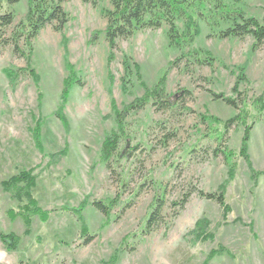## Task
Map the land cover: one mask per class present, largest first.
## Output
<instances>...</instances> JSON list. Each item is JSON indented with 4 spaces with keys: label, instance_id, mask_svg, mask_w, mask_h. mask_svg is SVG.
<instances>
[{
    "label": "rangeland",
    "instance_id": "obj_1",
    "mask_svg": "<svg viewBox=\"0 0 264 264\" xmlns=\"http://www.w3.org/2000/svg\"><path fill=\"white\" fill-rule=\"evenodd\" d=\"M28 1L9 7L13 25L24 20ZM213 2L205 13L217 19ZM222 2L259 22L264 17V0ZM109 7V0H67L63 8L69 21L61 32L51 26L40 31L29 64L10 45H0V233L19 239L14 249L0 240V264H264V107L256 103L261 98L264 104V43L252 50L249 36H207L208 25L199 21L192 44L178 50L168 46L163 24L118 39L108 61L101 9ZM177 26L184 28L181 20ZM10 33L8 29L6 36ZM193 49L207 51L212 66L197 65L186 56L168 68ZM124 55L138 64L147 87L165 74L167 93L187 89L191 97L171 111L148 104L129 115L110 171L102 144L116 130L114 108L121 110L144 95L135 70L132 84L123 89ZM66 63L82 85L71 86L61 105ZM27 67L35 71L36 82L30 73H20L12 83L3 73ZM238 67L246 79L237 86V100L244 102L239 107L247 111L244 123L229 122L237 110L210 94L235 98ZM227 121V132L219 139L213 129L221 131ZM36 127L40 147L34 142ZM247 127L244 157L240 150ZM218 147L226 148L227 161L221 153L213 155ZM25 171L34 175L32 197L47 212L45 219L30 215L28 224L22 217L26 197L17 199L2 185ZM189 189L194 190L180 207ZM198 190L222 192L229 211L200 197ZM116 197L108 218L91 205ZM157 198L164 203L161 220L145 233ZM77 209L93 235L86 245Z\"/></svg>",
    "mask_w": 264,
    "mask_h": 264
},
{
    "label": "trees",
    "instance_id": "obj_2",
    "mask_svg": "<svg viewBox=\"0 0 264 264\" xmlns=\"http://www.w3.org/2000/svg\"><path fill=\"white\" fill-rule=\"evenodd\" d=\"M20 0H0V45L2 47L10 45L12 52L16 56H21L29 64V54L32 50V41L39 35L40 31L47 26H51L55 31L61 32L67 22L69 21L68 14L64 11L63 4L67 0H29L26 16L23 21L13 25L14 14L9 10L10 6L17 4ZM213 2L214 15L207 16V4ZM96 2V1H95ZM240 0H233V5L239 3ZM109 8L101 9L102 16L105 18L104 39L108 45V61L113 58V51L117 48L116 41L118 39H127L132 37L137 31L143 29H157L163 24L167 26V39L170 48L183 50L192 44L194 37L199 32L198 22H205L211 33L207 36H214L217 39L251 37L253 39L252 50H256L264 43V17L261 22L252 16H246L242 9L236 7L228 8L222 0H109ZM211 10V9H209ZM183 22V30L181 31L177 26L178 21ZM8 29L11 33L6 36ZM217 29L216 33L213 30ZM23 44L27 51L21 47ZM186 56H190L192 61L197 65L212 66L214 58L210 56L207 51L193 49L187 53H181L169 65V69L177 67L180 60ZM124 76L122 78L123 89H126L127 83H131L133 71L135 73L138 84L143 87L144 95L137 98L130 104L124 106L121 110L114 108V116L116 120V130L109 133L102 144V158L105 162L106 168L111 171V160L116 154L119 142L125 131L126 118L129 115L135 114L146 105H152L156 110L165 111L180 108L185 103L186 99L191 97V91L187 89H179L174 93H167L164 87L165 74L151 87H147L141 79L138 64H132L130 58L123 56L122 59ZM67 76L63 81V87L60 94V104L63 105L71 86H81V79L76 76L73 67L66 63ZM133 65V66H132ZM138 66V67H137ZM237 80L232 88L235 98L224 96L220 93L210 92L213 99L221 100L227 106L237 110V113L229 120L245 122L247 111L239 107V104L244 102L239 99L241 97L237 86L239 82L245 81L243 67H238ZM4 75L10 79L12 83H16L20 73H30L36 82L38 77L33 69L30 67L25 69H17L12 71L9 68L3 69ZM132 84V83H131ZM238 97V98H237ZM260 108L264 107L261 98L256 100ZM205 121L206 118L202 117ZM228 121L223 125V129L215 132L219 133V139L227 132ZM242 138L240 153L245 157V148L248 141V130ZM34 142L38 147L40 144V130L36 127L34 131ZM221 146V145H220ZM223 146V145H222ZM226 149V148H224ZM222 148H215L213 155L223 154L226 161L228 159V152ZM34 175L28 171L21 172L17 175L11 176L9 179L3 181L2 185L5 190H11L17 199L21 196L26 197L27 201L24 205L25 213L22 217L25 223L28 224L29 216L37 214L42 219L47 217V212L42 211L38 206L36 200L32 197L30 188L33 185ZM23 182L24 185L19 183ZM20 186H19V185ZM194 189H189L183 193L180 199V207H183L187 201L190 193ZM202 198L215 201L223 210H228L229 207L225 204L224 195L222 192H203L197 191ZM117 197L111 199L109 202L93 201L91 205L100 212L103 217L108 218L110 210L115 206ZM164 203L160 198L155 199L151 212L145 222L143 232L151 231L161 220V209ZM22 209V208H21ZM82 211V210H81ZM81 211L77 209L74 214L79 226V233L83 237V244L86 245L92 240V234H89L84 223ZM11 216L14 217L16 213L10 211ZM73 213V212H71ZM0 240L6 245L8 249H14L18 242V237L13 233H0Z\"/></svg>",
    "mask_w": 264,
    "mask_h": 264
}]
</instances>
